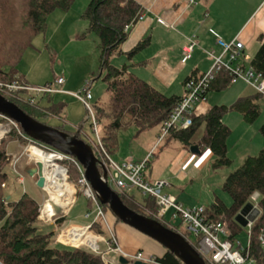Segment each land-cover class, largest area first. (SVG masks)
Masks as SVG:
<instances>
[{
	"label": "trees",
	"instance_id": "trees-1",
	"mask_svg": "<svg viewBox=\"0 0 264 264\" xmlns=\"http://www.w3.org/2000/svg\"><path fill=\"white\" fill-rule=\"evenodd\" d=\"M75 1L0 0V80L2 82L17 80L29 85L25 75L17 69L18 63L22 60L26 49L33 45V39L46 30L48 16L57 9L69 10ZM141 12L142 6L136 0H91L82 13L88 21V29L83 36L94 33L99 39L101 73H106L103 79L111 96L107 105L95 102L99 124L102 123L100 138L109 154L117 151L120 129L130 126L137 127L139 131L161 128L186 93L185 88V93L182 95H166L130 72L127 64L116 66L111 62L113 55L121 52L120 46L128 37L129 31H125L126 25L137 23ZM259 40L260 47L251 65L256 71L264 74V34L259 36ZM149 44L150 38H143L127 52V55L132 57ZM197 77L199 74L194 71L185 79L184 84ZM232 83V75L228 70L218 71L205 93V99L210 91L226 90ZM0 92L38 120L44 116H59L65 113L66 103H51V94L48 95V102L51 104L42 107L40 102L35 101L31 90L21 89L12 92L1 89ZM261 100H264V96L256 92L242 96L230 105H214L204 113L194 112L193 124L187 128H173L167 135L168 140H178L187 149H190L194 143L199 144L201 154L211 150L213 153L211 167L215 170L231 167L233 160L228 156V139L232 130L223 118L228 111H238L243 115L246 123L252 124L262 113ZM56 127L65 131L64 126ZM200 127H203V134L198 141H195V135ZM79 128L82 138L83 125ZM259 131L264 138V122ZM69 133L75 132L69 131ZM10 139L28 144V140L15 129L0 141V264H105L101 255L84 247L60 242L53 244L54 232H38L36 223L39 219L40 202L27 192L18 200H11L6 195L4 186L8 174L5 168L12 158L7 151V143ZM84 140L92 145L100 158L94 144L87 139ZM81 175L78 165L70 162V180L75 179L79 184ZM222 188L232 197V204L227 205L221 198L216 197L214 202L204 206L205 216L213 221L226 220L231 231L230 238L234 239L243 229L236 221V215L247 203L251 201L256 203L261 213L252 224L250 252L260 262L264 261L260 247V236L264 234V145L257 155H249L238 168L226 175ZM132 192L133 190L118 191L123 202L130 208L159 220L170 229L179 231V226H173L171 222L155 216L160 207L154 196L142 193L143 199L138 201L131 194ZM256 194L258 196L254 201L253 196ZM93 206V202L88 199V208L91 209ZM102 207L104 211L110 210L107 205L102 204ZM116 219L121 221L117 217ZM99 225L103 226L99 221L93 222L91 230ZM97 230L99 234L103 233V229ZM183 235L189 240L187 235ZM197 241L190 242L198 250ZM155 257L159 264H184L167 249L163 255H155Z\"/></svg>",
	"mask_w": 264,
	"mask_h": 264
},
{
	"label": "rangeland",
	"instance_id": "rangeland-1",
	"mask_svg": "<svg viewBox=\"0 0 264 264\" xmlns=\"http://www.w3.org/2000/svg\"><path fill=\"white\" fill-rule=\"evenodd\" d=\"M91 0H76L71 8L67 11L57 9L53 11L47 19L46 30L37 35L33 39V45L28 47L22 56V60L18 63L17 69L21 74H24L30 86L44 87L49 84L57 85V78L63 76L67 83L64 85L68 91L64 93H52L51 103H66L65 113L57 115H49L41 117V121L51 126H64L65 131L76 132L79 130L80 125H83L82 138L91 141L93 144L97 143L98 135L95 131L93 121L88 119V109L78 97L74 94L81 92L84 87H89L93 95L90 101L91 106L95 109V102L105 103L110 102V93L107 91V85L104 81L105 72L101 73V52L99 48V39L94 33L83 36L88 29V21L82 16V13L88 6ZM65 18V22L63 19ZM120 55H113L111 62L116 66H122L124 61L128 60L127 57ZM153 80V79H152ZM156 87L167 95L182 93V85L177 87H170L158 81H153ZM153 84V83H152ZM247 85L243 80L234 83L230 88L223 91H210L205 100L199 102L196 106V113H204L214 105L230 104L236 99L231 89L238 85ZM249 85V84H248ZM62 86V85H61ZM175 86V85H174ZM35 101L40 102L42 107H47L51 103L48 102L49 93H41L32 91ZM54 94V95H53ZM234 100V101H233ZM262 113L260 117L252 124H244V128H239L232 120H228V115H242L238 111H228L224 120L232 128L231 135L228 139V156L233 160V164L228 168H221L215 170L211 167V161H206L207 153L193 154L185 149L182 143L178 140H168V136L162 137L161 129L154 128L147 131H139L137 127L130 126L126 129H120L118 132V148L117 151L110 154V157L117 161L122 162L129 157L145 160L150 157V164L146 168V175L152 178H159L167 168L170 167L173 161H178L183 165V172L188 175L184 184H181L182 191L179 196L185 200L187 204L196 205H209L215 197L221 196L223 202L227 205L232 204V197L223 190L222 185L224 179L230 171L238 168L248 155H243L249 147L251 155H257L264 145V138L259 131L261 124L264 122V100H261ZM98 115V114H97ZM3 123L2 129H8L7 121L0 120ZM99 134L102 131V123L98 124ZM247 129V130H246ZM11 132V131H10ZM202 127L196 133V137L202 135ZM8 135V133L6 134ZM0 137V141L6 137ZM259 139L261 142H259ZM28 144H22L17 139H10L7 143L8 154H16L20 156L18 168L23 170L22 175L24 183L17 179V174L13 171L10 163L5 168L8 174V180L5 183L4 189L7 196L11 200H18L24 193H28L38 202L46 203L49 199V194L46 189L37 185L38 175H32V172L38 168L36 164L29 161L28 151L25 148ZM248 154V153H247ZM192 157V158H191ZM191 158V159H190ZM100 160L105 161L100 157ZM39 161V160H38ZM37 161V162H38ZM205 163L202 168L199 166ZM71 188L77 192V200L68 214L59 213L52 217V219L43 220L38 216L36 223L38 232L48 233L54 232L53 244L58 241L61 230L71 225H92L93 222L99 221L103 226L99 225L91 231L93 235L99 234L98 228L103 229L102 235L109 238L110 228L105 222L104 218L99 216V210L93 206L88 208V197L82 191V187L76 180L68 179L67 182ZM110 185L115 190L118 188L113 182ZM165 192V189H164ZM73 194V192H72ZM138 201L143 199V194L137 188L133 189L131 193ZM214 202V201H213ZM39 206V208H40ZM187 207V206H184ZM67 208V207H66ZM60 209H65L61 207ZM90 216H86L87 212ZM114 214L110 210L105 211V217L109 220L111 226L114 228L117 239L119 240L122 248L124 247L121 236L127 238L131 243L130 245L136 247L137 238L135 237L136 231L133 227L127 226L124 223L115 225L112 222ZM158 218V212L155 213ZM61 219V220H60ZM159 219V218H158ZM162 220V219H161ZM237 222L243 227L242 231L236 236V239L244 246L248 245L250 235L247 221L236 219ZM166 221L171 222L173 226H179V232L187 235L190 241L195 240V234L190 231L183 223L182 218L179 216L173 218L172 210L168 211ZM229 226V224H228ZM139 234V233H137ZM145 237L142 234H139ZM144 241H147L144 243ZM139 247L128 250V253H135L141 248L148 249L147 243H155L151 238L145 237ZM68 243V242H67ZM79 245L78 243H73ZM101 248H106L105 244L101 242ZM127 245V246H130ZM156 247L162 248L161 245L156 244ZM74 246V245H70ZM91 250V246L81 245ZM112 255V253H108Z\"/></svg>",
	"mask_w": 264,
	"mask_h": 264
},
{
	"label": "built area",
	"instance_id": "built-area-1",
	"mask_svg": "<svg viewBox=\"0 0 264 264\" xmlns=\"http://www.w3.org/2000/svg\"><path fill=\"white\" fill-rule=\"evenodd\" d=\"M198 1L199 0H188V3L190 5H194L198 3ZM142 18L143 17L140 15L138 20ZM132 25V23L126 25L125 31H129ZM216 36L218 44L223 49V54H228L229 61H225L223 59V54H216L214 50L209 51V54L214 58L213 67L199 77L192 78L186 82V93L184 97L173 110L170 117L162 124L160 128L162 132L161 138L167 136L173 128H187L193 124V114L194 112H196V106L199 104V102L205 100V93L211 81L214 79L215 74L220 70H228L232 75V82H237L241 79L248 83L251 87H253L256 92L264 96V74L256 71L252 67V59L250 57H247L243 52V42L237 38L232 41H225L218 34H216ZM196 44L197 41L195 37L188 38V41L182 47V61L185 62L192 57V53L195 49ZM64 82L65 78L63 76H59L57 78V84L61 85ZM1 89H7L12 92L24 89L41 93L48 92L49 94L60 91L55 85L52 84L35 88L34 86L22 84L17 80H14L12 82H2L0 80V90ZM74 95L82 100L88 109V119L93 121L95 131L98 135V141L97 143H94V146L98 151L99 156L105 160L104 163L106 164V167L108 169L109 183L113 182L118 188L117 191H131L134 188H137L145 195L154 196L156 198L157 204L160 207L158 218L164 221H166V216L168 214V211L170 210H172L173 218H177L180 216L186 227L195 234V240H198V251L205 259L207 264H264V261L260 262L258 258L251 254L250 239L248 245L244 246L236 238H230L231 231L226 220L220 219L213 221L212 219H208L205 216V207L202 205L184 207L182 203L176 200L175 196L164 192L165 186L169 185L168 180L157 179L151 181L146 175V168L148 167L150 157H147L145 160L141 161H135L133 158L127 159L122 162L113 160L110 157V154L105 149L97 129L99 124V116L97 115L96 109H94L90 104V101L93 99L90 88L84 87L81 92L75 93ZM1 119L7 121L9 128L2 129L4 124L0 123V131L2 132L0 134V137H4L7 133L9 134L12 129H15L21 136L28 140V146L25 148V150L30 152L28 153L29 161H32L34 164L38 165L39 162H37L31 156V147H35L41 152L53 155L54 163L64 168L66 181L68 182L69 163L75 162L82 174L79 180V185L82 187V191L99 210L98 215L103 217L105 222L107 223L105 211L103 210L102 204L100 203L89 181L86 179L83 166L75 157L59 151L51 146H47L46 144H42L33 140L32 138L27 136L24 130H22L20 124L15 120L0 114V120ZM19 160V155L12 154L10 165L12 166L13 171L17 174L18 181L24 183L22 172L23 170H25V168L23 170H19ZM74 196V200L69 205V207L60 209V212H57V208H54V211L48 210V201L42 204V206H40L39 208V218L43 220H50L52 219V217L58 215L59 213L68 214L67 211L74 206L77 200V192L75 189ZM257 196V194L253 196L254 201H256ZM251 202L255 206H257L256 203H254L253 201ZM86 216L89 217L90 212H87ZM252 224L253 222L248 223L250 236ZM74 226H81L86 228L89 232L92 231L91 225H71L61 230L58 241L66 245H74L75 247L86 245H75L73 243H67L60 239V236L67 228H73ZM110 232L111 233L109 238L103 236L102 234H95V236L97 237V246L95 248L91 247L93 252L101 255L105 264H122L119 260L121 256H125L127 259H129L130 262L128 264H133L136 260H141L150 264H159L156 260L155 255L153 254L145 253L144 251L140 250L135 253H128L124 251L119 245L117 236L111 228ZM101 242L106 246L104 250L101 248ZM260 247L264 255V234L260 236ZM108 253H112V255H109Z\"/></svg>",
	"mask_w": 264,
	"mask_h": 264
},
{
	"label": "crops",
	"instance_id": "crops-1",
	"mask_svg": "<svg viewBox=\"0 0 264 264\" xmlns=\"http://www.w3.org/2000/svg\"><path fill=\"white\" fill-rule=\"evenodd\" d=\"M136 1L142 6L141 16L143 18L139 19L137 23L131 26L126 41L120 46L119 51L121 52L115 55L126 56L128 60L124 61L123 59H119V61H123L124 64H127L130 72L146 80L150 84L153 83L152 85L155 87L156 84L153 81H158L164 85L174 87L175 89L177 87L180 88L182 85V93L177 95L184 94V81L189 75L196 71L200 76L213 67L214 58L209 54V51L214 50L216 54H223V49L218 44L216 34L221 36L225 41H232L236 38L241 40L244 44V54L251 59H253L260 47L259 36L264 34V0H199L198 3L194 5H190L188 0ZM65 21L64 18L63 22ZM146 37L150 38V44L132 57H129L127 52L131 50L139 40ZM191 37L196 38L197 44L192 53V57L184 62L182 61V47L188 41V38ZM223 59L229 61L228 54L224 53ZM238 82L239 80L233 82L232 85ZM66 83L67 81L65 80V82L61 84L62 86H56L60 90L58 92L64 93L68 91L64 88ZM231 92L234 93V99L236 100L242 96L256 93L255 89L248 85V83L247 85L241 84L234 87V89H231ZM229 119L239 128H244V124H247L243 119V115H228V120ZM224 122L226 124L229 123L225 120ZM201 136L202 135L198 137L195 136V141H198ZM259 142H261L260 139ZM187 150L190 151V149ZM246 151L247 152L243 155H251L252 150L249 149V147ZM207 152L209 154L205 162L212 161V151L206 150L204 153ZM130 158H133L135 161H141V159L135 157H129L128 159ZM149 164L150 161L148 162V166ZM203 165H205L204 162L199 168H202ZM183 170L182 163L180 164L178 161H173L170 167L167 168L159 178L147 177L151 181L157 179L168 180L169 185L165 186V193L175 196L176 200L182 203L183 206H197L196 204H187L185 200L179 196V192L183 190L180 186L184 184L188 178V175L183 172ZM218 197L222 199L221 196ZM215 199L216 197L212 202L215 201ZM113 216L114 218L111 220L113 223L116 222V224L114 223L115 225H118L120 222L124 223L118 221L115 215ZM107 225L115 233L109 220H107ZM135 230L134 235L137 238L136 247L130 245L131 242L123 237V235L121 236L122 243L124 247L129 248L128 250L139 247L145 237L151 238L137 229ZM151 239L154 240L153 242L156 244L161 245L155 239ZM146 242L147 241H144V243ZM155 243H147L146 245L150 248H141L140 251L158 256L163 255L166 252V248L161 245L162 248L160 249L159 247L158 249ZM122 249L126 252L128 251L124 248Z\"/></svg>",
	"mask_w": 264,
	"mask_h": 264
},
{
	"label": "water",
	"instance_id": "water-1",
	"mask_svg": "<svg viewBox=\"0 0 264 264\" xmlns=\"http://www.w3.org/2000/svg\"><path fill=\"white\" fill-rule=\"evenodd\" d=\"M0 114L18 122L27 136L33 140L75 157L83 166L85 177L100 203L107 205L122 222L158 241L184 264H207L200 252L182 233L166 227L159 220L142 214L123 202L118 191L112 188L108 181L106 164L96 155L92 145L80 137L81 128L71 134L56 126L42 122L27 114L1 92ZM190 151L193 154L202 153L199 144L196 143L190 146ZM37 166L38 168L32 172V175H38L37 185L44 188L46 179L43 175V165L39 163ZM56 208L57 212H60V208ZM260 213L259 207L249 202L239 211L235 219H240L242 222L247 221L248 223L254 222ZM119 260L122 264L130 262L125 256H121ZM133 264L150 263L136 260Z\"/></svg>",
	"mask_w": 264,
	"mask_h": 264
},
{
	"label": "bare ground",
	"instance_id": "bare-ground-1",
	"mask_svg": "<svg viewBox=\"0 0 264 264\" xmlns=\"http://www.w3.org/2000/svg\"><path fill=\"white\" fill-rule=\"evenodd\" d=\"M31 156L43 165V175L46 179L44 189L49 194L47 209L69 207L75 196L74 190L66 181L64 168L54 163L53 155L41 152L35 147H31ZM60 239L68 243L86 244L93 248L97 246V237L81 226L67 228Z\"/></svg>",
	"mask_w": 264,
	"mask_h": 264
}]
</instances>
